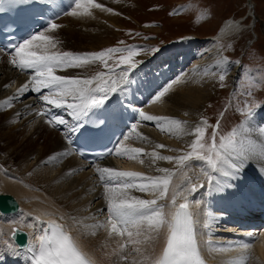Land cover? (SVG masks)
Returning a JSON list of instances; mask_svg holds the SVG:
<instances>
[{"label": "bare ground", "instance_id": "1", "mask_svg": "<svg viewBox=\"0 0 264 264\" xmlns=\"http://www.w3.org/2000/svg\"><path fill=\"white\" fill-rule=\"evenodd\" d=\"M98 1L79 0L77 7L70 0L69 9H57L51 23L60 26L58 32H63L67 41L78 35L81 41L76 48H98L104 44L99 43L103 28L115 20L102 6L95 7ZM69 12L76 14L70 15ZM241 22H225L205 41L187 37L157 50L148 58L134 57L129 61V64L133 63L130 68L108 70L110 67L106 65L102 75L87 87L104 89L108 99L114 98L122 103L126 99V106H131L126 111L134 121L130 138L122 141L124 143L117 147L110 159L94 165L81 162L68 147L66 137L77 125L76 116L81 117V113L48 104L43 97L49 96L65 105L74 103L81 110L82 102L72 96L59 97L43 87V91L33 90L37 87L33 82L35 72L14 66L8 52L0 51V190L13 193L17 197L15 201L19 200L16 214L0 215V261L29 264L28 248L19 250L10 238V231L14 227L24 230L28 234V247L36 249L43 227L47 221H52L62 225L96 264H157L167 240L170 220L177 207L187 203L197 221L198 249L209 264H264V232L258 239L243 243L234 238H223L228 236L220 233L227 234L231 229L213 224L229 223L223 214L255 217L252 215L253 203L259 201V193L264 191V159L258 156L264 151V111L257 112L253 119H249L248 129L239 132L237 147L249 150V158L233 175L214 172L207 161L188 160L179 164L175 159L190 149L194 140L191 133L201 123L202 107L218 88L217 81L210 77L213 75L208 72L210 68L207 69L219 57L217 44L241 32ZM82 27H85L84 32L79 31ZM43 34L51 40L59 37L51 32ZM26 51L56 53L52 45L35 42ZM11 53L15 54L14 51ZM162 57H168L169 64H159ZM88 66H61L54 68L53 74L78 78L82 82L91 79L90 71L95 69ZM26 84L29 86L20 91ZM113 88L116 90L112 91ZM165 89L164 95L156 99ZM12 97L15 99L9 104ZM131 98L133 104L129 102ZM141 112L181 123L170 126L169 122L161 121L158 124L142 119ZM53 117L62 118L66 123H50ZM160 132L167 138H163ZM158 145L166 147L159 148ZM135 149L142 151L136 153ZM157 156L174 159L162 160ZM120 163L121 168H117ZM106 168L137 171L160 181L167 178L163 198H160L159 191L152 190L145 195L138 187L121 189L116 185L117 190L129 198V203L131 198L155 200L162 206L165 223L158 229L150 227L147 221L130 223L126 230H121L118 225L117 231L113 232L105 191L108 174L101 173ZM159 169H168L170 175ZM209 175L212 176L211 183ZM193 186L196 190L189 191ZM160 187H163L162 183ZM174 193L176 199L173 203ZM0 195L12 196L1 192ZM229 239L232 242L227 244ZM124 259L128 260L127 263Z\"/></svg>", "mask_w": 264, "mask_h": 264}, {"label": "rangeland", "instance_id": "2", "mask_svg": "<svg viewBox=\"0 0 264 264\" xmlns=\"http://www.w3.org/2000/svg\"><path fill=\"white\" fill-rule=\"evenodd\" d=\"M98 4L107 11L110 9L108 12L115 17L112 23L103 28L104 34L99 43L104 44L98 48H76L81 41L78 35L67 41L63 32H58V24L57 28L49 27L50 30L43 32L58 34L57 39L33 42L52 45L56 54L69 51L85 54L112 48H131L138 52L132 58L139 59L148 58L157 50L161 51L187 37L205 41L217 33L225 22L242 20L241 32L226 41L218 42L216 49L219 57L207 68H210L208 72L213 74L210 77L217 81L218 88L209 97L207 105L202 107L200 120L207 121L203 142L211 145L212 133L215 131L217 147L221 137L226 141L234 138L237 144L240 134L248 129L249 119H253L256 112L264 111V0H99ZM84 30L85 27H82L79 31ZM43 33L41 34L44 35ZM123 55L126 56L127 53ZM9 56L10 60L20 59L16 53ZM120 56L119 53L106 55L103 61L89 62L88 67L95 68L90 71L89 77L92 79L103 73L106 65L110 67L108 70L130 68L133 65L129 61L121 62ZM190 68L191 66L188 69ZM221 75L224 76L223 81L220 80ZM26 97L28 96H24ZM160 134L165 137L163 132ZM190 151L191 148L186 149V153ZM201 155L207 156L209 153L204 151ZM119 159L120 157L117 161ZM189 160L206 162L197 159L195 153ZM119 165L122 164H117V168H121ZM0 192L17 198L13 193ZM143 193L146 195L149 191ZM126 245L124 244L125 247ZM123 261L127 263L128 260Z\"/></svg>", "mask_w": 264, "mask_h": 264}, {"label": "snow or ice", "instance_id": "3", "mask_svg": "<svg viewBox=\"0 0 264 264\" xmlns=\"http://www.w3.org/2000/svg\"><path fill=\"white\" fill-rule=\"evenodd\" d=\"M5 2L11 4L15 0H0V6ZM72 3L79 7V0H72ZM71 6V5H70ZM95 7H101V5L96 4ZM108 11H111L108 9ZM75 14V13H73ZM176 14V13H174ZM50 27L55 29L58 27L55 23H51ZM41 40L50 42L51 37L45 35L33 34L30 38L23 40L18 45H12L13 51L16 53L20 59L17 61L13 59L10 61L14 66L20 68L21 70L31 69L35 72V77L33 82L37 83V87L33 90L40 91V88L49 89L50 93H55L59 97L72 96L74 100H80L82 102V108L75 106L74 103H67L66 105L61 103L56 99H50L49 96H44L43 99L48 104H54L56 107H66L72 109L74 112H80L81 115H87V111L91 108H99L104 103V98L107 96V92L102 88L91 89L87 86L92 83V80L97 79L93 77L92 79H85L81 82L78 78H66L62 76H57L53 74V69L61 66L68 67H80L88 64L89 62H94L96 60L103 61L106 55L121 54V62H128L132 60V57L137 55V50L131 48H112L103 50L97 53H85V54H73V53H38L37 51H26L30 48L33 41ZM54 46V45H53ZM127 53V55H123ZM123 79V77H122ZM224 76H220V80L223 81ZM29 85H24L20 89L23 91ZM116 89L113 88L112 91ZM167 91L165 89L163 92L156 97L159 99ZM15 97L9 99L10 104ZM47 115V113H44ZM139 115L144 120L157 121L158 124L163 122H169L171 125H178L181 122L170 120V118L153 117L151 115H145L143 112ZM78 121L77 125L71 129V132L66 137V139H71V133L76 132L78 129L83 127V122L81 121L80 115L76 116ZM50 123L55 122L56 124L66 123L62 118L56 119L53 117ZM207 125L206 120H202L199 125L194 128L193 142L190 144L192 151L175 158L179 164H184L188 161L193 153L196 154L197 159L206 160L208 166L214 171H223L225 176L233 175L238 172L245 160L249 158V150L242 147H237L236 140L229 139L225 140L221 137L219 146L216 145V132L212 133L213 143L211 145H206L203 142V137L205 135V127ZM219 122H217V128ZM162 130H164L162 128ZM235 133L233 134V137ZM159 148L166 147L165 145H158ZM141 149H135L134 152L141 153ZM207 151L209 155L203 156L202 152ZM259 158L264 159V151L258 154ZM156 158L162 160H173V157L157 156ZM159 171L164 173H169L168 169H159ZM101 173L108 174V180L106 182V193L108 194V213H109V223L111 224V229L113 232L117 231L118 225L121 230H126L127 225L130 223H139L147 221L149 226L158 229L161 225L165 223V218L162 214V206L157 205L155 200H144L131 198L132 202H128V197L123 191H118L116 185H119L121 189L139 188V191H159L160 198H163L164 193L167 191L168 179L165 178L160 181L158 178H151L143 176L140 173L135 172H121L116 171L111 168H106L101 170ZM117 178V179H113ZM121 180L125 181L121 183ZM209 183L212 182V176L208 177ZM131 181L140 182L132 183ZM161 183L163 187H160ZM189 191H195L196 188L193 186L188 189ZM176 199V193L173 194V203ZM188 204H182L179 210L174 214V222L169 225V235L167 238L166 247L163 249L162 255L158 260L157 264H203V260L199 256L197 240L195 235L194 220L192 214L186 209ZM129 236L132 235L131 232L128 233ZM247 247V245H244ZM32 259L34 264H89V262L83 257V255L78 251L76 246L67 234L63 232L60 226L53 223L52 227L45 233L42 243L39 246L38 251L33 253Z\"/></svg>", "mask_w": 264, "mask_h": 264}, {"label": "water", "instance_id": "4", "mask_svg": "<svg viewBox=\"0 0 264 264\" xmlns=\"http://www.w3.org/2000/svg\"><path fill=\"white\" fill-rule=\"evenodd\" d=\"M19 209V205L13 196H5L0 195V213L1 214H13L17 212ZM10 237L14 240V242L19 246V248H23L27 245V234L18 228H13V233Z\"/></svg>", "mask_w": 264, "mask_h": 264}]
</instances>
